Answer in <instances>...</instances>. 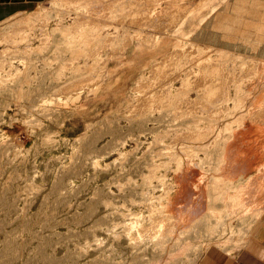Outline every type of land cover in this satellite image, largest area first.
I'll list each match as a JSON object with an SVG mask.
<instances>
[{
	"label": "rangeland",
	"instance_id": "obj_1",
	"mask_svg": "<svg viewBox=\"0 0 264 264\" xmlns=\"http://www.w3.org/2000/svg\"><path fill=\"white\" fill-rule=\"evenodd\" d=\"M121 1L128 2L130 0H117L115 2ZM169 1H172V3ZM169 1L163 0V4L162 0H159L160 3H158V0H155V2L153 0H137V2L134 0L132 3L135 6L137 5L138 9L133 5H127L129 7L125 9L126 13L109 23L105 21L107 17L105 18L101 14L102 6H99L96 11L97 14L89 18L90 20L93 19L92 21L96 20L93 23L89 22V26H94V28L89 30L90 32L88 29L71 31L69 26L72 25L75 16L73 14L61 16L62 14L60 13H64L65 10H61L64 12L59 11L58 14L50 11L48 14L43 11L41 13L46 16L41 18H36L38 17L37 14L34 17L33 12L24 13L21 16L10 17L8 21L0 23V52L8 51L7 55H3L5 59L3 65L7 66L5 68L6 71L5 69L0 71V264H171L174 260V262L177 260L175 264H181V262H184L183 264H194L198 257L210 247L218 246V248L228 253L237 252L260 235L262 229L264 230L262 224L264 218V193L259 195L236 194V191L228 189L229 194H226L227 197L225 194H219L220 196L218 197L223 198V200H219V198V203L216 204L218 201L211 199L213 197L211 196L212 194H197V190L195 189V191L193 189L194 185L191 184L190 188L188 187L189 189L186 192L184 190L175 201L174 198H171L173 202L169 199L168 204L172 202L173 205H159V207L155 208L154 214H150V209L143 203H147L144 199L149 196H162L158 188V190L154 189L149 195L146 194L147 191H144L146 186L147 188L149 187V178H153V173L150 174L148 172L151 163L158 165L156 166L157 168H154L157 169L154 170L155 174L163 175L167 173L166 175L170 176V178L174 176L173 171L177 167V160L174 162V157V160H172L168 156L167 158L166 155H162L165 150L162 153L160 146L163 144L165 147V144H172V148L175 147L174 144L181 142L180 139L179 141L177 139V136L180 138L181 135L178 131V133L173 131L170 132L169 138H165V131L163 130L172 124H177V122H173L174 119L166 124L153 122L152 125L147 126L148 129H155L157 134L163 135L166 139L163 143H157L158 147L157 144H151L150 146V141L152 142L153 139L152 134L150 136L144 133V135L139 136L138 127L133 126L128 128L129 130L126 128L127 121L123 117L128 115L129 107L131 108L135 103L136 91L133 89L134 87L132 89L131 87L139 75L142 74L140 76L143 78L142 82L147 79L149 83L151 81L150 71L155 65L158 64L160 66L161 64L162 66L165 58L173 54V59L176 62L178 60L176 57L179 56L180 51L185 50L186 46L192 47L189 44L197 41L198 44L197 42L193 43L195 46L192 48L196 50L197 47L201 46L200 48L204 52L202 50L199 51V56L194 52L195 54L192 55L194 56V58L192 57L193 59H197L203 54L205 56H202L203 58L210 55V57L213 56L212 59H215L220 53L224 55L222 52L226 51L224 56L233 54L235 62L233 64L227 61L225 64L228 63L230 67L234 65L235 70L238 72L244 70L245 76L239 78L240 80L249 82L253 79H258L256 81H258V87L261 89L260 83L264 81V54L262 56V53H258V50L264 47V30H259L260 28H258L259 25H264V0H243L244 4L246 3L245 7L243 4V7L251 11L245 15L240 12L241 14L237 18L242 19L244 22L242 23V20L238 19L240 22L234 23L235 25L232 24L230 28H227L226 23L214 22L217 20L214 18H217L218 15H223L225 10L230 9L229 7L232 9L233 6L231 5L237 0ZM146 4L147 6H145ZM157 5L160 6L156 8ZM49 6L50 2H45L38 10ZM166 6L173 8L176 6L178 9H176V13L174 12L175 14L166 15L163 13L166 16H163L165 18L161 16L163 15L161 13L159 15L160 18L158 17L159 20L157 18L151 20L152 24L149 22V18V21L147 20V15L144 14L146 10L153 8L152 10L155 9L156 13H160L164 10L163 8H167ZM133 7L136 9L134 10ZM187 11L191 14L187 15L189 14ZM171 12L169 11V13ZM137 13L140 17L137 16L135 18ZM134 14L135 19L132 17ZM31 15L34 21L33 23L30 22L34 25L31 29L21 28L17 30L11 27L15 20H23V17L26 18ZM104 18L105 20H103ZM180 19L182 20L181 23H179ZM44 21L46 22L43 23ZM167 28H169V31ZM208 33L214 36L216 40H220L227 45L230 44V48H226L228 52L225 48H220L219 50L216 46L210 45L209 41H206L208 44L202 42L203 40L200 37ZM254 37L256 38L255 40ZM42 38H46V40L43 41ZM194 39L196 41L192 42L191 40ZM254 43L256 44L254 45ZM249 45L251 47L256 46L258 50L250 51ZM200 59L202 58L200 57ZM24 61L28 62L24 64ZM9 65L12 66L10 67ZM249 68H253V71L257 70V68L258 70L254 72L251 70L248 73ZM163 69L158 68V71H156L158 75L154 73L156 79L153 78L151 82H162L164 80L162 76L166 70ZM258 71L260 73L263 72L261 74L262 79L260 76V79L256 78L257 75H254L251 80L246 79L249 77H247L246 73L248 75L257 74L259 73ZM147 72H149L148 75ZM86 73L90 75L87 76ZM159 74L162 75L160 76ZM70 77H74L72 82H69ZM82 77H86V79ZM158 78L159 80H157ZM171 80H173V77ZM254 80L251 82H254ZM175 81H170L175 86L173 88L170 84L171 88L174 89L173 92L178 89V86L180 87V80ZM83 84H89V87L79 90ZM259 89L257 91L260 93L256 91L259 94V100H264V90ZM80 92L82 93L80 94ZM239 96L244 98L241 103L246 106L249 98L246 95ZM114 98H119L117 104L109 102V100ZM179 110H175L176 113L180 114L182 109ZM144 111H142L143 114L145 113ZM151 111L149 110V112ZM155 112L152 111L153 117L157 118L158 112L156 114ZM211 112L212 110L210 112L204 111V114L206 116L211 114ZM197 113L200 115L203 112L194 114ZM194 114L193 116H196ZM263 114L261 112L258 113V121L262 122L264 120L262 118L264 117ZM109 120L118 121L120 127L116 126L117 131H113L115 126L111 125L110 127V125L106 124L110 122ZM86 125H90V128L86 129ZM260 126L264 127V125ZM107 128L111 129V131ZM108 132H112V134H108ZM259 132V141H261L257 150L259 159H254V157L247 155L244 159V162L247 163L241 165L243 171L246 170L247 173H250V170L252 171L257 162L263 161L264 164V133L262 130ZM83 134L87 135L85 140H81L82 142L75 141L77 138L81 139ZM135 134H138V138H136ZM175 135L177 140L174 138ZM163 136H161V140ZM132 139L137 141L135 142ZM174 139L176 140L175 143L173 142ZM146 147L149 148L146 149ZM118 150H126L127 152L132 150L131 152L134 153L131 157L120 158ZM150 150L153 152L151 153L152 155L149 153ZM159 152L162 154L158 155ZM146 153H149V157ZM180 153L182 154V152H179L177 157H180L182 168L185 165L184 162H186V165L193 164L189 162L191 161L189 158L188 160L187 157ZM182 157L186 161L182 160ZM166 161L170 163H166ZM135 162L137 163L135 164ZM231 162L234 167H237V160H232ZM215 163L221 165L222 161L217 160ZM123 164L126 166L124 169H129L130 166H133V171H129L132 174L128 172L129 175L124 173V176H121L119 173L120 165ZM160 164L164 166L161 165V168ZM167 164L170 165L167 166ZM263 164L261 163V166ZM134 166L136 167L134 168ZM105 167H108V169ZM202 167L207 170L206 165H202L200 168L197 167V169H200L199 172L203 170H201ZM263 167L264 165L261 168ZM68 168L74 172L72 170L66 171ZM205 170L202 171V174L203 172L206 173ZM247 175L249 177L250 174ZM231 176L236 183L239 176L237 178V176L229 175L230 178L228 177V179H231ZM126 180L130 182L128 183ZM251 180V178L244 179V182L240 185L244 193H247V190L250 189V192L252 191L254 185L252 181L254 180ZM153 181H156L154 185L157 186V180L154 179ZM261 181L263 192L264 177H262ZM249 184L252 185L250 189L248 187ZM220 186L216 184V187L219 188ZM206 188L205 191L208 190ZM210 191L216 190L210 189L207 192L210 193ZM187 194H190V196L188 197ZM254 195H257L255 196L257 200L253 199ZM141 198L143 201H140ZM213 204L216 207L223 208V210H216ZM165 207L169 210H166ZM211 211L215 212L214 219L216 220L211 225V229H208L209 232L204 230V234L202 228L197 226L201 223V221L200 223L198 221L200 218L209 220L206 216L211 214ZM121 212L122 214H127V216L119 215ZM137 213H140L142 217L144 216L143 225L147 228L154 225L152 220L149 219L150 217L161 220V230L158 232L160 234L166 233L165 236L169 234L173 238L171 241L163 238L156 239V242H160L163 249L165 248L162 253L155 252L156 249L157 251L161 250L158 248L159 245H155L156 247L151 246L152 244L149 245L150 243L146 240V237L143 241H137L135 238L127 240L124 236H122V239L120 238L124 234L122 226L130 222L129 219L132 217L130 214ZM246 214L249 217L252 216L253 219L249 225L244 224V226L246 225L244 227V221H241V219L247 217ZM166 215L172 216V221L169 220L172 223L168 221L169 217ZM224 216H227V218L225 219ZM170 226L172 227L170 230L173 233L168 229ZM224 227H228V231ZM238 227H243L244 229L247 227V230L239 232V234L243 233V236H245H242L244 239L237 241L236 235L238 233L235 232ZM221 228L223 229L222 238L215 233L220 231L219 229ZM112 230L113 232H111ZM132 233L134 234V232ZM196 233L198 234L197 236ZM208 234L210 238L207 241ZM114 235H116V238L113 237ZM178 235H182V238ZM184 236L187 237L183 238ZM202 236L204 238H201ZM230 236L233 240L236 239L232 244L228 240ZM179 238L180 241L178 240ZM214 239H216V242ZM115 241L118 242L116 243ZM138 242H141V245ZM134 246L136 247L134 248ZM192 249L201 251L195 250L197 254L187 257L186 253ZM153 253L155 254L153 255ZM188 260L190 261L188 262Z\"/></svg>",
	"mask_w": 264,
	"mask_h": 264
},
{
	"label": "bare ground",
	"instance_id": "obj_2",
	"mask_svg": "<svg viewBox=\"0 0 264 264\" xmlns=\"http://www.w3.org/2000/svg\"><path fill=\"white\" fill-rule=\"evenodd\" d=\"M117 0H105V1H101V0H50V6L48 8H44L42 10H39L38 12L41 13V12H46L49 14V11L50 12H54L55 14L59 13V11L61 10H65L64 11H61V12H64V13H60L62 14L61 16H64V15H68V14H73L75 17H74V20H73V23L71 26H69V28H71L70 30L71 31H83L84 29H88L91 30L92 28H94V26H89V22H95L96 20L92 21L90 20L89 18H92L91 16H95L97 13L96 11L98 10L99 6H102V11H101V14L104 15L103 17H107V20H105V18L103 20L107 21V23H109L110 21L114 20V19H117V17H120L122 16L125 12V9L128 8L129 6H135V4H133L132 2L134 1H128V2H125V1H121V2H118L116 3ZM140 1V0H139ZM155 2V0H153ZM157 1V0H156ZM169 0H167L168 2ZM245 1V0H244ZM256 1V0H255ZM130 2V4H129ZM137 2V0H136ZM161 2V1H160ZM159 0H158V3H160ZM163 2V0H162ZM165 2V1H164ZM163 2V4H164ZM166 2V3H167ZM170 2V1H169ZM234 2V1H233ZM258 2V1H257ZM135 3V2H134ZM145 3V2H144ZM157 3V4H158ZM172 3V1L170 2ZM137 4V3H136ZM139 4V2H138ZM150 4V3H149ZM154 4V3H153ZM156 4V3H155ZM162 4V3H161ZM160 4V5H161ZM228 4V3H227ZM226 4V5H227ZM231 4V3H230ZM233 4V3H232ZM243 0H237L235 1V3L229 7L230 11L227 9L225 10V13L223 15H218L217 18H214L216 21L214 22H217L218 23L220 22H223V23H226L227 24V28H230L233 25H235L234 23L236 22H240L241 20L239 18H237L238 15H240L241 13H243L244 15L245 14H248L251 10L250 9H245V4H244V7H243ZM129 5V6H127ZM143 5V4H141ZM160 5H157L156 8H158V6ZM171 5V4H170ZM248 5V4H247ZM252 5V4H251ZM137 6V5H136ZM135 6V7H136ZM147 6V4L145 5ZM152 6V5H151ZM154 6V5H153ZM167 8H163L162 12L160 13H156L155 12V9L152 10V9H148L146 10V14L147 15V20L149 18V22H151V20H155V18H157L159 20L161 13H165L166 15H170L172 13H174L176 11V6L173 8V7H169V6H166ZM182 7V6H181ZM226 7V6H225ZM227 7V8H228ZM250 7V5H249ZM134 8V7H133ZM137 8V7H136ZM134 8V10L136 9ZM140 8H143V7H140ZM130 9V8H129ZM138 9V8H137ZM160 9V8H159ZM193 9V8H192ZM131 10V9H130ZM157 10V9H156ZM188 10V9H187ZM194 10V9H193ZM133 11V10H132ZM138 11V10H137ZM136 11V12H137ZM140 11V10H139ZM142 11V10H141ZM169 11H173L171 13H169ZM224 11V10H223ZM253 11V10H252ZM256 11V10H255ZM130 12V11H129ZM128 12V13H129ZM155 12V13H154ZM241 12V13H240ZM261 12V11H259ZM131 13V12H130ZM142 13V12H140ZM176 13V12H175ZM174 13V14H175ZM178 13V12H177ZM187 13H189L187 11ZM186 13V14H187ZM253 13V12H252ZM264 13V12H263ZM59 14V16H60ZM133 14V13H131ZM165 14L161 15L162 17L165 16ZM191 13L187 14V15H190ZM219 14V13H217ZM216 14V15H217ZM242 14V15H243ZM262 14V13H261ZM126 15V14H125ZM182 15V14H181ZM186 15V16H187ZM58 16V15H57ZM127 16V15H126ZM135 14L132 15V17L134 18ZM138 16V13L136 14L135 18ZM185 16V14H184ZM235 16V17H234ZM140 17V16H138ZM159 17V18H158ZM161 17V18H162ZM166 17V16H165ZM163 17V18H165ZM239 17V16H238ZM132 18V20H133ZM134 18V19H135ZM154 18V19H153ZM242 18V17H241ZM120 19V18H119ZM156 19V20H157ZM175 19V18H174ZM183 19V18H181ZM180 19V20H181ZM240 21H239V20ZM143 20V18H142ZM141 21V20H140ZM146 21V20H145ZM175 21V20H174ZM136 22V21H135ZM134 22V23H135ZM155 22V21H154ZM153 22V24H154ZM182 20L179 22L181 23ZM244 21L242 20V23ZM140 23V22H139ZM147 24V23H146ZM152 24V22H151ZM240 25V23H238ZM237 24V25H238ZM94 25V24H93ZM145 25V24H144ZM173 26V25H172ZM171 26V27H172ZM67 27V26H66ZM97 27V26H96ZM148 27V26H147ZM235 27V26H234ZM174 28V27H173ZM207 28V27H206ZM258 28H260L259 30H264V25H259ZM163 29V28H162ZM169 28H167L168 30ZM232 29V28H231ZM59 30V29H58ZM165 31V29H164ZM169 31V30H168ZM90 32V31H89ZM93 32V31H92ZM231 32V31H230ZM209 34V33H208ZM206 35L204 34L203 36L200 37L201 40H203L202 42H208L210 45L212 46H216V48H225V50L229 49L230 48V44L227 45L226 43L220 41V40H216V38H214V36L212 35ZM89 35V34H88ZM193 35H197V34H193ZM191 36V35H190ZM194 37V36H193ZM199 37V36H198ZM250 37V36H249ZM257 37V36H256ZM151 38V37H150ZM190 38V37H189ZM196 39L198 40L197 36H196ZM219 39V38H218ZM228 39V37H227ZM256 38L254 37V40ZM46 40V38H45ZM144 40V39H143ZM190 40V39H188ZM248 40V39H247ZM251 40V39H249ZM192 42L193 41H196L195 39L194 40H191ZM200 41V40H199ZM197 42V41H196ZM196 42H193V43H196ZM206 42V43H207ZM246 42V41H245ZM253 42H256V41H253ZM193 43H190L189 45L190 46H195ZM207 43V44H208ZM234 43V41H233ZM238 43V42H237ZM251 43V42H249ZM198 44V42H197ZM247 44V43H246ZM256 43H254L255 45ZM258 44V43H257ZM148 45V44H147ZM188 45V44H187ZM253 45V43H252ZM200 46V45H199ZM260 46V45H259ZM262 46V45H261ZM192 47H187L186 46V49L183 51L181 50L180 51V54L178 57H176L178 60H176V62L174 61L173 59V55H169L165 58V60L162 62V66L160 64V66L157 64L153 67L152 71H150V80L152 81L153 78L156 79V75L154 73H156V71H158V68H164L166 70V72H162L163 73V76H162V79L164 78V80H160L162 82H149L146 81L142 82L143 78L142 77H139L140 79L137 80L136 82V85L134 86V90L136 91L135 92V103L133 106H131V108L129 107V113L127 116L123 117V119H125L127 121V126L126 128H130V127H138V133H139V136L140 135H144V133L148 134L151 136H153V139H152V142L150 141V146L151 144H157V143H163L164 140H166L165 138L168 137L169 135H171L170 132H173V131H176V133H180L181 137L178 138L177 136V139L179 141V139L181 140V142H178L175 145V147L172 148V144L169 145V144H165V147L164 145L160 146L161 147V151L163 153H158V155L162 154V155H166V157L168 156L169 158H171L172 160L173 157L175 158V161L177 160V167L174 169V176H172L170 178V176L166 175L167 173L163 174V175H158V173H154V170H157V169H154L156 166V163L154 164H150V169H149V173L153 175V178H149L148 180V188L147 186L145 187L146 190L144 191H147L146 194H151V192H153L154 189H159L161 191V194L162 196H159V197H153V196H149L148 198L144 199V201H146L147 203L143 202L149 209H150V214H154V211L156 210L155 208L159 207L160 206H164V205H167L168 202L172 199L171 198H174V201L175 199H177L179 197L180 194H182L185 190H188L190 188V185H194L193 189L197 192V194H212L211 196V199H216L215 201H218V199L220 197L219 194H229V190H232V191H236V194H261V193H264V191L262 192V177H264V167L261 168L264 164H263V161L259 163L257 162V164L254 166V168L252 169V171L250 170V173H247V171H243V168L241 167V165L243 163H247V162H244L246 156H250V157H254L259 159V155L257 154V150L258 148L260 147L259 145L261 144V141H259V135L260 134V130L263 131L264 133V127L260 126V125H264V120L261 122V121H258V113H264V100H259V94L256 93V91L260 88L258 87V79L254 80L253 77L254 75L256 76V78H260L262 79V73L263 72H259L257 74L253 73L251 75H247L248 80H251L253 79L254 82H247L245 79L246 82H243L242 80H240L239 78H242L244 75V70L239 71H236L235 70V67L234 65L233 66H229V64H225L227 61H229V63H233L235 62V58L233 57V54L231 56H224L225 55V52H222L224 53L216 56L215 59H212V57H210V55H208L206 58H203L205 57L204 54L200 57L202 59L197 58V59H193L194 56H192L193 54H195L194 52H196L199 56V51H203V49H201L200 47H197V49L195 50L194 48ZM206 47V46H205ZM250 47V51H257V47L256 46H248ZM263 47V46H262ZM189 48V49H187ZM227 48V49H226ZM236 48V47H235ZM150 49V47H149ZM206 49V48H205ZM223 50V49H222ZM234 50V49H232ZM239 50V49H238ZM207 52V50H205ZM175 52V51H174ZM177 52V51H176ZM179 52V51H178ZM202 52V53H203ZM228 52V50H227ZM234 52V51H233ZM201 53V54H202ZM218 53V52H217ZM258 53H262V56L264 54V47L261 49V50H258ZM177 54V53H176ZM206 54V53H205ZM216 54V53H215ZM223 55V56H222ZM193 57V58H192ZM225 57V59H224ZM245 57V55H244ZM249 57V56H248ZM24 59V58H23ZM248 59V58H247ZM26 60V58H25ZM253 60V59H252ZM178 61V62H177ZM28 62V61H24V64ZM255 62V61H254ZM3 63H5V59L3 58V55H0V71L1 70H4L7 66L3 65ZM173 63V65H172ZM250 63V62H249ZM248 63V64H249ZM225 64V65H224ZM245 64V62H244ZM154 65V64H153ZM251 65V63H250ZM249 65V66H250ZM10 66V65H9ZM12 66V65H11ZM10 66V67H11ZM252 66V65H251ZM31 68V67H30ZM29 68V70H30ZM12 69V68H11ZM9 69V70H11ZM33 69V68H32ZM31 69V70H32ZM163 69V70H164ZM250 69V68H249ZM253 68H251L250 70H248V73L249 71H251ZM14 70V69H13ZM160 70V69H159ZM258 70V68H257ZM257 70H254V71H257ZM6 71V69H5ZM12 71V70H11ZM161 71V70H160ZM253 71V70H252ZM253 71V72H254ZM8 72V71H7ZM247 72V71H246ZM252 73V72H250ZM28 74V73H27ZM87 76H89L90 74L86 73ZM149 74V72H147V75ZM158 75V73H156ZM264 74V73H263ZM11 75V74H10ZM160 75V74H159ZM162 75V74H161ZM160 75V76H161ZM1 76V75H0ZM12 76V75H11ZM15 76V75H14ZM148 76V77H149ZM171 76V78H170ZM173 77V80H180V87L178 86L176 89V91L173 92L174 89L171 88V82L170 81H173L171 80ZM3 78H4V75H3ZM170 78V79H169ZM259 78V79H260ZM86 79V78H85ZM89 79V78H87ZM138 79V78H137ZM161 79V78H160ZM170 81H169V80ZM24 80V79H23ZM159 80V78L157 79ZM264 80V79H263ZM25 81V80H24ZM256 81V82H255ZM170 82V83H169ZM176 82V81H175ZM26 83V82H25ZM168 83V84H167ZM174 83V82H172ZM260 83V82H259ZM21 84V83H20ZM171 84V85H170ZM179 84V83H178ZM261 86H262V89L264 90V81L263 83H260ZM84 85V84H83ZM82 87L79 88V90H84L86 89L87 87H89V84H86ZM173 88L175 87L174 85H172ZM20 87V86H19ZM132 89V88H131ZM261 88L259 90H262ZM19 91V90H18ZM258 92V91H257ZM264 92V91H263ZM260 93V92H258ZM239 95H246L249 100H248V104L243 105V103H241L243 101V97L241 98V96ZM251 98H250V97ZM213 99V100H212ZM230 102V103H229ZM240 102V103H239ZM182 106H181V105ZM232 105V106H231ZM182 108H180V107ZM184 106V107H183ZM245 106V107H243ZM179 109H182V111L180 112V114L178 113V115H176V111L175 110H179ZM144 110H147V111H144ZM149 110L151 111H156L155 114L158 112V115H157V118L156 117H153V113L152 111L149 112ZM207 111V112H210V110H216L213 112V115H212V112L211 114L209 115H206L204 114V111ZM144 111L145 113L143 114ZM180 111V110H179ZM142 112V114H141ZM149 112V113H147ZM196 112H203L202 114H194ZM182 113V114H181ZM196 115V116H193V114ZM123 116V115H122ZM121 116V117H122ZM264 116V114H263ZM181 118V119H180ZM264 118V117H262ZM106 119V118H105ZM118 119V118H117ZM173 120V122H177V124L172 125L171 126H168L166 127V129L164 128L163 131H165V138L163 135V138L161 140V136L159 134H157L156 130L153 129V128H149L147 126H150L152 125L153 122L155 123H158V124H166V123H169ZM163 120V121H162ZM110 121V120H109ZM162 122V123H161ZM106 124L111 125L112 126H115L112 127L114 128L113 131H117V127H120V125H118V121L115 120V121H110L109 123L107 122ZM157 125V124H156ZM109 127V128H110ZM153 127V126H152ZM157 128L159 126H156ZM176 127V128H175ZM90 128V125H86V129H89ZM95 128V127H94ZM107 128V129H109ZM155 128V127H154ZM160 128V127H159ZM129 130V129H128ZM109 131H111V129H109ZM178 131V132H177ZM86 132V131H85ZM120 132V131H119ZM160 132V131H158ZM121 133V132H120ZM130 133V131H129ZM162 133V131H161ZM160 133V134H161ZM105 134V133H104ZM108 134H112V132H108ZM122 134V133H121ZM157 134V135H156ZM185 134V136H184ZM136 135V134H135ZM134 135V136H135ZM138 135V134H137ZM136 135V138H138V136ZM184 137H183V136ZM86 134H83L82 138L79 139L77 138L75 141L77 142H82L81 140H85L86 138ZM130 137V136H129ZM176 137V135L174 136V138ZM133 138V137H132ZM135 138V139H136ZM145 138V137H144ZM169 138V137H168ZM167 138V139H168ZM131 139V138H130ZM147 139V138H146ZM176 139V138H175ZM174 139V140H175ZM176 139V140H177ZM133 141H135L134 139H132ZM131 140V141H132ZM150 140V139H149ZM172 140V139H170ZM173 142L175 143L176 140ZM183 140V141H182ZM249 140V141H248ZM137 141V140H136ZM135 141V142H136ZM141 141V139H140ZM146 141V140H145ZM169 141V140H168ZM185 141V142H184ZM186 141H189V142H186ZM145 143V142H144ZM147 143V142H146ZM122 144V143H121ZM140 144V143H139ZM138 144V145H139ZM142 144V143H141ZM7 146V145H6ZM106 146V145H105ZM140 146V145H139ZM149 146V145H148ZM159 145L157 144V147ZM259 146V147H258ZM9 147V146H8ZM262 147V146H261ZM122 148V147H121ZM149 148V147H148ZM146 147V149H148ZM155 148V147H154ZM2 149V148H1ZM140 149V148H139ZM153 150V149H152ZM152 150H150V154L153 153L151 152ZM111 151V150H110ZM132 151V150H131ZM131 151H126V150H118V156L120 158H124V157H131L132 154L134 152H131ZM179 152H182L181 155H183L184 157H187V159L189 158L191 161L189 162H192L191 164L192 165H186V162L185 165L181 166V161H180V157H177L179 156L178 153ZM148 153V154H149ZM147 154V153H146ZM147 154V156H148ZM105 155V154H104ZM152 155V154H151ZM150 155V156H151ZM263 156V155H262ZM261 156V157H262ZM134 157H135V154H134ZM143 157V155H142ZM149 157V156H148ZM147 157V158H148ZM153 157V156H152ZM157 157V156H156ZM162 157V156H161ZM160 157V159H161ZM167 157V158H168ZM244 157V158H243ZM137 158V157H136ZM144 158V157H143ZM166 158V159H167ZM164 159H165V156H164ZM162 159V160H164ZM188 159V160H189ZM256 159V160H257ZM117 160V159H116ZM119 160V159H118ZM136 160V159H135ZM146 160V159H145ZM170 160V159H169ZM168 160V161H169ZM182 160H185L183 157H182ZM222 161V164L221 165H217L215 163V161ZM232 160L238 162V165H236L237 167H234V165L232 164ZM130 161V160H129ZM152 161V160H150ZM155 161V160H153ZM171 161V160H170ZM214 161V162H213ZM258 161V160H257ZM73 162V161H72ZM149 162V161H148ZM157 162V161H156ZM165 162V161H164ZM253 162V161H252ZM137 162H135L136 164ZM166 163H170V162H167ZM196 163V164H195ZM254 163V162H253ZM256 163V162H255ZM261 163L263 164L261 166ZM112 164V163H111ZM126 164V163H125ZM133 164V165H135ZM146 164V163H145ZM165 164V163H164ZM220 164V163H219ZM252 164V163H251ZM72 165V164H70ZM118 165V164H117ZM163 164H160V167L162 168ZM166 165V164H165ZM170 165V164H169ZM167 164V166H169ZM202 165H206V168L207 170H205L203 167L201 168V170H205L206 173L203 172L202 174V171L199 172V168L202 166ZM250 165V164H249ZM109 166V165H108ZM116 166V164H115ZM138 166V165H137ZM164 166V165H163ZM261 166V167H260ZM120 174L121 176H124V173H128L129 171H131L133 169V166H130L129 169H124L126 166L123 164V165H120ZM136 166H134L135 168ZM140 167V166H139ZM197 167H199L197 169ZM205 167V166H204ZM66 168V167H65ZM106 168V167H105ZM115 168V167H114ZM141 168V167H140ZM157 168V167H156ZM167 168V167H166ZM252 168V167H251ZM108 169V167L106 168ZM119 169V168H118ZM139 169V168H138ZM144 169H146V167H144ZM170 169V168H169ZM70 170L69 168L66 170L68 171ZM72 170V169H71ZM70 170V171H71ZM134 170H137V169H134ZM148 170V169H147ZM263 170V171H262ZM69 171V172H70ZM73 171V170H72ZM76 171V170H75ZM133 171V170H132ZM138 171V170H137ZM170 171V170H169ZM74 172V171H73ZM136 172V171H135ZM157 172V171H156ZM158 172H160V170H158ZM171 172V171H170ZM172 172V173H173ZM263 172V173H262ZM131 173V172H129ZM128 173V175H129ZM139 173V172H138ZM145 173V172H144ZM147 173V172H146ZM118 174V173H117ZM123 174V175H122ZM132 174V173H131ZM130 174V175H131ZM148 174V173H147ZM247 174H250L249 177ZM229 175H234V176H239L237 182L235 183L234 182V178L232 179V176H231V179H228ZM263 175V176H262ZM63 176V175H62ZM252 176V177H250ZM119 177V176H118ZM128 177V176H127ZM130 177V176H129ZM227 177V179H226ZM230 178V177H229ZM247 178H251L252 182H254V185H253V188H252V185L249 184L248 187L250 189V187L252 188V191L250 192V190H247V193H244L240 187V185L244 182V179L246 180ZM58 179V178H57ZM119 179V178H118ZM121 179V177H120ZM130 179V178H129ZM147 179V178H146ZM157 180V186L154 185V182L153 180ZM117 180V178H116ZM115 181V180H114ZM128 181V180H126ZM118 182V180H117ZM121 182V181H120ZM130 181H128L129 183ZM145 182V181H144ZM143 182V183H144ZM251 182V183H252ZM89 183V182H88ZM116 183V182H114ZM142 183V185H144ZM87 184V183H86ZM120 184V183H119ZM182 184V186H181ZM216 184H219L223 187H216ZM253 184V183H252ZM106 185H108L106 183ZM113 185V184H112ZM118 185V184H117ZM131 185V184H129ZM133 185V184H132ZM138 185V184H137ZM251 185V186H250ZM66 186V185H65ZM111 186V185H110ZM134 186V185H133ZM132 186V187H133ZM246 186V185H245ZM244 186V187H245ZM105 187V185H104ZM123 187V186H121ZM130 187V186H129ZM131 187V188H132ZM189 187V188H188ZM207 187V188H206ZM247 187V188H248ZM108 188V187H107ZM106 188V189H107ZM116 188V187H115ZM184 188V189H183ZM205 188L207 191H209L210 189H214L216 191H210L207 192L205 191ZM71 189V188H70ZM110 189V188H109ZM108 189V191H109ZM118 189V188H117ZM157 189V190H158ZM192 189V190H193ZM229 189V190H228ZM193 190V192H194ZM127 191V190H126ZM135 191V190H134ZM140 191H141V188H140ZM243 193H242V192ZM249 191V193H248ZM133 192V191H131ZM136 192V191H135ZM190 193V192H189ZM231 193V192H230ZM111 194V193H110ZM121 194V193H120ZM141 194V193H140ZM153 194V193H152ZM160 194V195H161ZM112 195V194H111ZM188 197L190 196V194H187ZM197 196V195H196ZM257 195H254L253 199L256 197ZM142 197V196H141ZM183 197V196H182ZM187 197V198H188ZM195 197V196H194ZM199 197V196H198ZM197 197V198H198ZM224 197V196H223ZM227 197V195H226ZM234 197V196H233ZM249 197V196H248ZM251 197V196H250ZM263 197V196H262ZM200 198V197H199ZM202 198V197H201ZM229 198V197H228ZM232 198V197H231ZM258 198V197H257ZM170 199V200H169ZM227 199V198H226ZM252 199V198H251ZM208 200V199H207ZM219 200H223V198H220ZM257 200V199H256ZM140 201H143V199L141 198ZM173 202V201H172ZM170 203L171 205H173V203ZM208 202V201H207ZM214 202V201H213ZM212 202V203H213ZM259 202V201H258ZM176 203V202H175ZM188 203V202H187ZM191 203V202H190ZM219 203L216 202V204ZM224 203V202H223ZM260 203V202H259ZM143 204V205H144ZM168 204V205H170ZM204 204V203H203ZM215 204V202H214ZM213 204V205H214ZM248 204V203H247ZM111 205V204H110ZM175 205V204H174ZM222 205V204H221ZM252 205V204H251ZM114 206V205H113ZM135 206V205H133ZM145 206V208H146ZM249 206V205H248ZM169 207V206H167ZM213 207V206H212ZM214 207L216 208V210L220 211L221 209L223 210V208H220V207H216V205H214ZM224 207V205H223ZM247 207V206H246ZM111 208V207H110ZM144 208V207H142ZM161 208V207H160ZM173 208V207H172ZM230 208V207H229ZM166 209V207H165ZM164 209V211H165ZM214 209V208H212ZM251 209V208H250ZM144 210V209H143ZM159 210V209H158ZM166 210H169L168 208ZM177 210V209H176ZM208 210V209H207ZM228 210V209H227ZM128 211V210H127ZM172 211V209H171ZM217 211V212H218ZM143 212V211H142ZM147 212H148V209H147ZM177 212V211H176ZM204 212V211H203ZM212 215L209 214L206 216L207 219L209 220H206V219H202L200 218V220L198 221L200 223V225H197V226H200L202 228V231L203 233L205 234L204 230H206L207 232L208 229H211V225L214 224V221L216 219L215 218V212L214 211H211ZM216 212V213H217ZM229 212V211H227ZM257 212V211H256ZM259 212V210H258ZM119 213V212H118ZM205 213V212H204ZM204 213H202L203 215H205ZM207 213V212H206ZM210 213V212H209ZM222 213V211H221ZM243 213V211H242ZM116 214V213H115ZM161 214V213H160ZM166 214V213H165ZM168 214V213H167ZM170 214H172L170 212ZM215 214V215H214ZM219 214V213H217ZM252 214V213H251ZM257 214H260V213H257ZM118 215V214H117ZM121 216H127V214H119ZM132 217H131V216ZM128 216H130L131 218L129 219V223H126L124 224V226H122L124 228V234L121 235V239H122V236H124L125 239L127 240H133V238H135V240L137 241H143V239L146 237V240L150 243L149 245L151 246H158V248H160L161 250L160 251H156L155 252H160L162 253L163 250H165V248L163 249V246L161 245L160 242H156V239H160V238H163V239H167V241H171L173 240V238L167 234L165 236V234H160V231L161 229V226L160 224L162 225V221L161 220H156L155 218L152 219V217H150L149 219L152 220V223L154 224L153 226H149L148 228L145 227L143 225V218L142 215L140 213H137V214H130ZM149 215V214H148ZM159 215V214H158ZM163 215V214H161ZM225 215V214H224ZM247 215V214H246ZM157 216V215H156ZM168 216V215H166ZM176 216V214H175ZM112 217V216H111ZM169 217V216H168ZM167 217V218H168ZM172 217V216H171ZM169 217L168 218V221L171 220L172 221V218ZM218 217V216H217ZM240 217V216H239ZM160 218V217H159ZM174 218V217H173ZM177 219V217H175ZM219 218V217H218ZM224 218L226 219L227 216H224ZM224 218H222L224 220ZM232 218V217H231ZM120 219V218H119ZM162 219V218H161ZM206 220V221H202V220ZM239 219V218H238ZM253 217H249L247 215V217L241 219V221L243 220L244 223H243V226L244 224L246 225H249V223L252 221ZM124 220V219H123ZM148 220V221H150ZM236 220V219H235ZM147 221V220H146ZM169 221V222H171ZM219 221V220H218ZM228 221V220H227ZM240 221V222H241ZM122 222V221H121ZM128 222V220H127ZM145 222V221H144ZM225 222V221H224ZM223 222V223H224ZM234 222V221H233ZM239 222V223H240ZM124 223V222H123ZM172 223V222H171ZM198 223V224H199ZM222 223V224H223ZM146 224V223H145ZM148 224V223H147ZM166 224H168L166 222ZM202 224L204 225L202 227ZM171 225V224H170ZM195 225V227H196ZM245 225V226H246ZM118 226V225H117ZM172 226V225H171ZM167 227L169 230L172 228V227ZM215 226V225H214ZM220 226V225H219ZM225 226V225H223ZM242 226V224H241ZM244 226V227H245ZM121 227V229H122ZM231 227V226H230ZM234 227V226H233ZM236 227V226H235ZM113 228V227H112ZM111 228V229H112ZM117 228V227H116ZM147 228V229H146ZM164 228V227H163ZM197 228V227H196ZM225 228V227H224ZM228 228V227H227ZM227 228H225L227 230ZM232 228V227H231ZM247 228V227H246ZM245 228V229H246ZM174 229V228H173ZM172 229V230H173ZM237 229V228H236ZM245 229L242 227V228H239L236 230L235 233H238L236 236H237V241L238 240H241V239H244L242 238L243 236V233L239 234V232L241 231H245ZM167 230V229H166ZM212 230H213V227H212ZM220 231H216L215 233H217V235L219 234V237L222 238L223 236V229H219ZM247 230V229H246ZM109 231V229H108ZM191 231V230H190ZM194 231V230H193ZM197 231V230H196ZM199 231V230H198ZM201 231V232H202ZM228 231V230H227ZM113 232V230L111 231ZM134 232V234L132 233ZM170 232H172L170 230ZM182 232V231H181ZM192 232V231H191ZM195 232V231H194ZM200 232V231H199ZM233 232V231H232ZM115 233V232H114ZM173 233V232H172ZM180 233V232H179ZM120 234V233H119ZM133 234V235H132ZM234 234V233H233ZM169 235V236H168ZM198 234L196 233V236ZM201 235V234H200ZM199 235V236H200ZM203 235V234H202ZM116 235H114L113 237H115ZM118 236V235H117ZM133 236V237H132ZM173 236V235H172ZM180 236V238H182L181 236L182 235H178ZM193 236V234H192ZM213 236V235H212ZM245 236V235H244ZM243 236V237H244ZM187 236H184L183 238H186ZM195 237V236H194ZM217 237V236H216ZM215 237V238H216ZM119 238V237H118ZM119 238V239H120ZM180 238L178 239L180 241ZM201 238H204V236H202ZM208 238H210L209 234L207 235V241H208ZM246 238V237H245ZM200 239V238H199ZM206 239V238H205ZM117 240V239H115ZM183 240V239H182ZM186 240V239H185ZM216 239H214L215 241ZM219 240V239H218ZM228 240L231 242H235L236 239L233 240V238L230 236L228 238ZM190 241V240H189ZM220 241V240H219ZM116 242V241H115ZM118 242V241H117ZM116 242V243H117ZM126 242V241H125ZM216 242V241H215ZM128 243V242H127ZM139 243V242H138ZM145 243V241H144ZM174 243V242H173ZM172 243V244H173ZM185 243V242H184ZM219 243V242H218ZM229 243V242H228ZM141 245V242L139 243ZM182 244V243H180ZM227 244V243H226ZM127 245V244H126ZM138 245V244H137ZM148 245V244H147ZM185 245V244H184ZM200 245V244H199ZM209 245V244H208ZM155 246V247H156ZM172 246V245H171ZM193 246V245H191ZM232 246V245H230ZM112 247V246H111ZM136 246H134L135 248ZM138 248H140L139 246H137ZM182 247V246H181ZM187 247V246H186ZM197 247V246H196ZM202 247V246H201ZM129 248V247H128ZM132 248V247H131ZM188 248V247H187ZM191 248V247H190ZM199 248V246H198ZM218 248V246H217ZM130 249V248H129ZM147 249V248H146ZM145 249V251H146ZM153 249V248H152ZM132 250V249H130ZM141 250V249H140ZM154 250V249H153ZM197 251H201V250H198V249H195ZM195 250L192 249V250H188V253H186V256L187 257H191V256H194L195 254H197V252L195 253ZM129 251V250H128ZM144 251V250H143ZM130 252V251H129ZM133 252V251H132ZM154 252V251H152ZM165 252V251H164ZM168 252V250H167ZM134 253H137V252H134ZM133 253V255H134ZM141 254V252H139ZM138 253V254H139ZM159 253V254H160ZM143 254V253H142ZM155 253H153L154 255ZM158 254V253H157ZM156 254V256H157ZM165 254V253H164ZM200 254V253H198ZM132 255V256H133ZM145 255V254H144ZM163 255V254H162ZM131 256V257H132ZM159 256V255H158ZM135 257V256H134ZM137 257V256H136ZM135 259V258H134ZM133 260V259H132ZM175 261V260H174ZM172 261L171 264H175L177 262H174ZM190 260H188L189 262ZM152 262V261H151ZM184 262H181V264H183ZM159 264V263H158ZM167 264V263H166Z\"/></svg>",
	"mask_w": 264,
	"mask_h": 264
},
{
	"label": "crops",
	"instance_id": "obj_3",
	"mask_svg": "<svg viewBox=\"0 0 264 264\" xmlns=\"http://www.w3.org/2000/svg\"><path fill=\"white\" fill-rule=\"evenodd\" d=\"M48 1L50 2V0H0V23L8 21L10 17L21 16L24 13L29 14L33 12L34 17L35 14H37L38 17L36 18L45 17L46 15L38 12L43 8L39 10L38 8ZM33 16L23 17L24 19L19 21L15 20L14 23L11 24V27L17 30L21 28L31 29L34 26L30 23L34 22ZM45 22L46 21L43 23ZM6 38L8 37L6 36ZM42 40L45 41V38H42ZM7 53L8 51L5 50L0 52V55H7ZM141 75H139V77ZM82 78L84 79L86 77ZM72 79H74V77H70L69 82H72ZM136 81L131 88L135 86ZM81 93L82 92H80V94ZM109 102L111 104H117L119 98H114L109 100ZM262 224L264 226V218ZM194 264H264V230L262 229L260 235L255 237L247 246L241 248L237 252L228 253L220 248L210 247L198 257Z\"/></svg>",
	"mask_w": 264,
	"mask_h": 264
}]
</instances>
